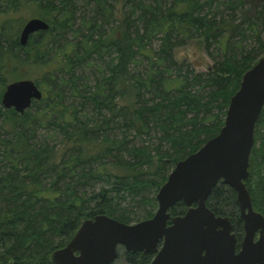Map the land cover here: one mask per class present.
Wrapping results in <instances>:
<instances>
[{
  "label": "trees",
  "instance_id": "obj_1",
  "mask_svg": "<svg viewBox=\"0 0 264 264\" xmlns=\"http://www.w3.org/2000/svg\"><path fill=\"white\" fill-rule=\"evenodd\" d=\"M31 3L50 27L22 45L28 19L17 15ZM246 3L0 0V264H54L53 252L98 214L125 223L155 214L170 172L220 132L243 74L264 50V0L247 10ZM246 32L254 49L236 47L234 35ZM196 35L208 48H225L203 80L174 55ZM23 67L46 69L36 80L42 99L21 114L4 107L2 96L9 83L26 77ZM85 67L93 77L80 72ZM262 127L264 108L246 180L254 209L264 215ZM57 134L60 147L49 142ZM207 205L231 217L239 247L244 222L235 189L220 181ZM188 209L179 201L170 213ZM155 255L124 250L129 264H150Z\"/></svg>",
  "mask_w": 264,
  "mask_h": 264
},
{
  "label": "water",
  "instance_id": "obj_2",
  "mask_svg": "<svg viewBox=\"0 0 264 264\" xmlns=\"http://www.w3.org/2000/svg\"><path fill=\"white\" fill-rule=\"evenodd\" d=\"M49 27L43 18L28 19L21 44ZM42 97L35 80L19 79L7 85L2 104L23 114ZM263 108L264 56L243 74L220 132L176 163L157 193L158 208L151 218L125 223L98 214L86 219L68 244L53 252V263L113 264L123 246L133 253H156L150 264H264V215L254 209L246 185ZM220 181L237 192L245 230L239 247L231 217L217 215L207 205ZM179 201L189 209L172 216L170 209Z\"/></svg>",
  "mask_w": 264,
  "mask_h": 264
},
{
  "label": "rangeland",
  "instance_id": "obj_3",
  "mask_svg": "<svg viewBox=\"0 0 264 264\" xmlns=\"http://www.w3.org/2000/svg\"><path fill=\"white\" fill-rule=\"evenodd\" d=\"M259 2V0H251V3L249 0H247V3L245 5V10L247 9H251L253 4H257ZM251 4V5H250ZM83 4L81 5L80 9V13L83 10ZM116 8L120 9L122 8V10L119 12L118 15H120V13L124 12L123 11V6L122 3L117 4ZM223 10H224V6H222ZM253 12V11H252ZM80 13H79V17H80ZM38 9L36 7L35 4L31 3V4H26L23 5L21 10L18 12V15L20 18H26V19H30L33 17H39L36 16L38 15ZM238 15L240 16L241 13ZM238 16V17H239ZM237 17V18H238ZM236 18V19H237ZM239 20L241 21V17H239ZM238 20V21H239ZM108 26H106V28H108ZM246 26L245 24H242V28L244 29ZM261 36L264 40V28H261ZM68 39L71 40H75L74 36L72 33H69L67 35ZM65 41V40H63ZM234 41L237 42L236 46L238 49H241L243 47H245V49L247 50H251L254 49L255 47H257V43L255 38L252 36V34L250 32H246V35H239V36H235L234 35ZM240 44V46H239ZM154 45H157L156 43H154ZM223 50H225L224 45H222ZM221 50L218 45L216 43H212L209 48L206 46V42L205 39L201 38V36H194L192 39L188 40L186 43L183 44H179L177 47H175L174 50V55L176 60L179 63H183L184 66H190L191 69H193L195 74H202V79L205 77V73L209 72L211 70V68L215 65L216 60H221L223 58V53L224 51ZM262 56H264V50L262 51H258L257 52V59L259 60ZM45 67H33L31 68H27V67H23L21 68V73H27L25 74L26 77H24L23 79H33V80H37L39 77H43V73L45 72ZM91 71H93V69H91V67H85L82 68L80 72H83L85 75L93 77V73H91ZM42 75V76H39ZM29 77V78H27ZM204 83V81L202 82ZM43 87H45L43 85ZM42 87V88H43ZM68 95H70L69 93H67ZM67 95V97H68ZM67 99H71V97H68ZM32 110H34L33 112H35V110L37 109V107H33L31 108ZM262 131L264 133V127H262ZM43 133L46 136H48V132L46 129H42L41 131L39 130L38 133ZM53 132L50 131L49 134ZM51 136V134H50ZM49 136V142L54 143V145H58V147L62 146L61 141L63 139L62 134H57L54 135V138H51ZM133 207H131V205L128 203L127 206H129V208H134L135 211H139L137 208V205L132 204ZM158 208V207H157ZM157 210V209H156ZM143 215H141L140 217H142ZM244 235V232H243ZM242 235V236H243ZM256 238H258V235L256 236ZM124 250L125 248L123 246L119 247V256L116 259V261L114 262V264H129L128 261L126 260L125 256H124Z\"/></svg>",
  "mask_w": 264,
  "mask_h": 264
},
{
  "label": "flooded vegetation",
  "instance_id": "obj_4",
  "mask_svg": "<svg viewBox=\"0 0 264 264\" xmlns=\"http://www.w3.org/2000/svg\"><path fill=\"white\" fill-rule=\"evenodd\" d=\"M235 229V228H234ZM244 232H245V230H244ZM244 236V235H243ZM243 238V237H242ZM242 240V239H241ZM238 241H239V239H238ZM126 250V249H125ZM133 253V252H132ZM120 254V253H119Z\"/></svg>",
  "mask_w": 264,
  "mask_h": 264
}]
</instances>
